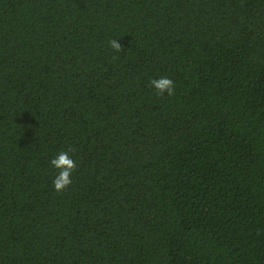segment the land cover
<instances>
[{
	"label": "trees",
	"instance_id": "obj_1",
	"mask_svg": "<svg viewBox=\"0 0 264 264\" xmlns=\"http://www.w3.org/2000/svg\"><path fill=\"white\" fill-rule=\"evenodd\" d=\"M0 264H264V0H0Z\"/></svg>",
	"mask_w": 264,
	"mask_h": 264
},
{
	"label": "clouds",
	"instance_id": "obj_2",
	"mask_svg": "<svg viewBox=\"0 0 264 264\" xmlns=\"http://www.w3.org/2000/svg\"><path fill=\"white\" fill-rule=\"evenodd\" d=\"M108 44L115 53L121 52V46L116 39L109 40ZM149 83L157 96L164 94L171 96L174 93L175 82L167 76L150 79ZM49 164L52 169L56 170L51 187L56 193H61L72 184V176L77 168V162L69 155L68 151H61L49 161Z\"/></svg>",
	"mask_w": 264,
	"mask_h": 264
}]
</instances>
